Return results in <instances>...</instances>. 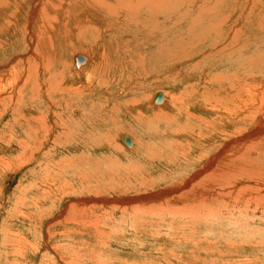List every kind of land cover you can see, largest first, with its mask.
Listing matches in <instances>:
<instances>
[{
    "label": "rangeland",
    "instance_id": "374dc122",
    "mask_svg": "<svg viewBox=\"0 0 264 264\" xmlns=\"http://www.w3.org/2000/svg\"><path fill=\"white\" fill-rule=\"evenodd\" d=\"M48 1L0 0V264H264V138H259L264 135L247 139L244 149L230 153L229 158L240 157L239 165L230 166L232 173L226 166L214 180H202L224 165L216 162L187 185L193 172L241 135L229 132L240 122L236 120L232 127L220 110L200 109L198 100L219 101L218 107L228 95L230 81L234 93L236 85L247 82L246 87L257 84L261 88L264 81V0H163V18L157 15L155 0L150 11L139 8V23L137 17L129 18L131 12L126 16L122 10L116 17L119 23L112 21L115 17L108 18L109 31H103L98 21L104 14L97 15L101 12L92 5L99 0H88L85 6L83 0H63L66 4L58 9L57 25L50 30L42 8L51 14L56 11ZM60 1L52 0L55 5ZM101 1L120 7L119 1L125 0ZM142 31L154 35L149 41L154 46H146V51L139 42ZM129 39L134 50H142L153 61L137 60L135 76L127 77L115 63L114 50L117 42L123 49L122 43H130ZM38 46L39 52H50V63L56 65L52 71L62 66L67 70L62 84L53 80L51 95L68 99L60 118L65 123L67 115L71 122L67 133L58 127L50 136L42 126L33 127V133L42 136L41 142L28 139L26 121L33 114L28 106L35 112H51L48 95L36 93L45 80L43 67L30 63ZM104 52L108 56L104 78L109 77L110 90L100 93L92 87L89 97L61 92L67 84L85 81L72 75L79 73L74 65L77 54L100 58ZM159 92L166 93L169 102L164 108L151 110L148 102L139 100V105L124 104L147 95L151 101ZM34 96L36 101H32ZM160 109L169 114L166 119L156 117L155 110ZM137 111L150 120L136 123L132 115ZM54 112L58 115L59 108ZM255 116L244 121L243 134L257 126L261 114ZM125 136L132 139V146L124 142ZM134 138L136 147L131 150ZM48 176L54 179H50L52 185H44ZM199 183L207 192H197L194 198L189 192ZM146 196L150 197L147 202L129 203L130 198Z\"/></svg>",
    "mask_w": 264,
    "mask_h": 264
},
{
    "label": "bare ground",
    "instance_id": "6f19581e",
    "mask_svg": "<svg viewBox=\"0 0 264 264\" xmlns=\"http://www.w3.org/2000/svg\"><path fill=\"white\" fill-rule=\"evenodd\" d=\"M47 1V0H46ZM59 1V0H58ZM73 1V0H72ZM157 1V0H156ZM156 1L155 0H125L124 1V3H122V2H120L119 1V5H120V7L118 6V7H114V6H112L111 4H109V3H106V2H103V1H101V0H99V1H97V2H94L92 5H94L95 7H97L98 8V10H99V12H101V13H96L97 15L98 14H104V15H101L100 16V19L98 18V21L99 22H101V24H100V26H101V28L103 29V31L104 30H107V31H109V29H110V26H112L111 25V22H108V21H106L108 18L110 19L111 17H115V19H113L112 21H115V23H119V22H116V20H118L116 17H118L120 14H122L121 13V10H122V12H123V14L125 15L126 14V16H128L127 15V12H131V14H129V18H130V16H135V20H137V19H139V20H141L140 19V17L138 18V12H139V8L141 7V9L143 8V6H145L146 8V10H148L149 9V7L150 6H153L154 5V3H156ZM44 2V1H43ZM49 3H50V6L56 11L55 13H53V14H51L50 13V10L48 9V8H42V10H43V14H45L43 17H45V23H46V25H48L49 26V28H50V30H52V29H54V27L57 25V20H58V17L60 18V15H59V13H58V9L62 6V3H63V0H61L60 2H58V4L57 5H55L54 4V2H52V0L51 1H48ZM70 2H71V0H70ZM69 2V3H70ZM74 2V1H73ZM81 2V1H80ZM88 2H91V1H88V0H83V3H84V6H85V4H87ZM103 2V3H102ZM37 3H39L38 1H37ZM46 3V2H45ZM48 3V4H49ZM72 3V2H71ZM70 3V4H71ZM75 3V2H74ZM219 3V2H218ZM35 4V3H34ZM41 4H42V1H41ZM63 4H66V2H64ZM70 4H68V5H70ZM77 4V3H76ZM38 5V4H37ZM67 5V6H68ZM91 5V6H92ZM65 6V5H64ZM72 6H73V4H72ZM36 7V6H35ZM66 7V6H65ZM88 7V6H87ZM94 7V8H95ZM38 8H39V6H38ZM63 8V7H62ZM61 8V9H62ZM82 8H85V7H82ZM82 8H80V9H82ZM33 9V13L35 12V8H32ZM65 9H67V8H65ZM64 8H63V10L66 12V10H65ZM69 9V8H68ZM79 9V8H78ZM117 9H120V10H117ZM151 9V8H150ZM145 10V11H146ZM153 10H154V7H153ZM160 10V11H159ZM164 10H165V2L163 1V0H158V3H157V15L160 17V18H163V17H165V13H164ZM176 10V9H175ZM207 10V9H206ZM67 11H69V10H67ZM74 11V10H73ZM72 11V12H73ZM77 11V10H76ZM75 11V12H76ZM87 11V10H86ZM142 11V10H141ZM144 11V13L146 14V12ZM148 11H150V10H148ZM152 11V10H151ZM155 11V10H154ZM62 12V11H61ZM37 13V12H36ZM41 13V12H40ZM69 14L71 13V12H68ZM143 13V14H144ZM156 12H154V14H155ZM4 14V13H3ZM61 14V13H60ZM78 14V13H77ZM35 15V14H34ZM67 15V14H66ZM71 15V14H70ZM70 15H68V16H70ZM97 15H95V16H97ZM142 15V14H141ZM148 15H150V14H148ZM212 15V14H211ZM36 16V15H35ZM71 16H73V15H71ZM77 16V15H76ZM87 16V15H86ZM104 16H106V17H104ZM123 16V15H122ZM125 16V17H126ZM151 16V15H150ZM225 16H226V14H225ZM1 17V16H0ZM132 17V18H133ZM148 17V16H147ZM212 17H213V15H212ZM66 18V17H65ZM64 18V19H65ZM68 18V17H67ZM71 18V17H70ZM143 18H146V16L145 17H143ZM77 19V18H76ZM123 19V18H122ZM122 19L120 20V22L122 23L123 21H122ZM125 19V18H124ZM134 19H132V21L134 20ZM151 19H153V18H151ZM155 19V18H154ZM27 20V19H26ZM127 20V19H126ZM125 20V21H126ZM135 20H134V22H135ZM139 20H137V22L139 23ZM145 20H147V19H145ZM225 20V19H224ZM30 21V20H29ZM36 21V20H35ZM34 21V22H35ZM93 21V20H92ZM130 20H128L126 23H128ZM142 21H144V19H142ZM152 21V20H151ZM161 21V20H160ZM223 21V20H222ZM88 21H86V23H87ZM91 22V21H90ZM134 22H130L129 24H131V23H134ZM136 22V23H137ZM144 22H146V21H144ZM68 23V22H67ZM78 23H80V22H78ZM89 23V22H88ZM113 23V22H112ZM125 23V22H124ZM124 23H123V25H124ZM125 23V24H126ZM146 23H148V22H146ZM219 23V22H218ZM92 24V23H91ZM94 24V23H93ZM145 24V23H144ZM158 24V23H157ZM81 25V24H80ZM116 25V24H115ZM132 25V24H131ZM130 25V26H131ZM140 25V24H139ZM147 24H145L144 25V27L146 26ZM160 25H162V24H160ZM164 25V24H163ZM219 25V24H218ZM66 27H67V25H65ZM120 26V25H119ZM125 26V25H124ZM143 26V25H142ZM148 26V25H147ZM150 26V25H149ZM220 26V25H219ZM16 27V26H15ZM80 27V26H79ZM85 27V26H84ZM95 27H97V26H95ZM129 27V26H128ZM132 27V26H131ZM143 27V28H144ZM157 27V26H156ZM3 28V27H2ZM74 28V27H73ZM76 28V27H75ZM86 28V27H85ZM89 28V27H88ZM91 28V27H90ZM148 28V27H147ZM150 28H152V27H150ZM160 28V27H159ZM158 28V29H159ZM13 29V28H12ZM112 29L113 28H111V31H112ZM132 29V28H131ZM142 29V28H141ZM237 29V28H236ZM4 30V29H3ZM11 30V29H10ZM73 30V29H72ZM80 30V29H79ZM85 30V29H84ZM88 30V29H87ZM144 30V29H143ZM145 30H147V29H145ZM156 30H157V28H156ZM2 31V30H1ZM100 31V30H99ZM99 31L97 32V33H99ZM155 31V30H154ZM159 33L161 34V36L164 34V31H165V29H164V27L162 26L159 30ZM157 31V32H158ZM10 32V31H9ZM102 32V31H101ZM147 32V31H146ZM145 31H142V34H141V39H142V41H140L139 40V42H141L140 43V45L141 44H143V46H144V48H146V46L149 48V47H153L154 45V43H150L149 41H150V39H153V32L152 33H146ZM5 33V32H4ZM140 33V32H139ZM232 33V32H231ZM93 34H94V32H93ZM100 34H102L103 35V33H100ZM111 34H114L113 33V31H112V33ZM111 34L109 35L108 34V37H110L111 36ZM96 35V34H95ZM107 35V34H106ZM5 36V35H4ZM7 36V35H6ZM31 37V36H30ZM35 37V36H34ZM33 37V38H34ZM103 37H105V36H103ZM140 37V36H139ZM243 37V36H242ZM90 38H91V36H90ZM102 38V37H101ZM207 38V37H206ZM236 38V37H235ZM88 39V38H87ZM105 39H107L106 37H105ZM104 39V40H105ZM86 40V39H85ZM103 40V39H102ZM154 40V39H153ZM240 40V39H239ZM88 41H91V39L90 40H88ZM87 40H86V42H88ZM109 41V40H108ZM117 41V40H116ZM95 42V41H94ZM129 42L130 43H128V41H127V43L124 41L123 43H122V45L124 46L123 47V49H121V47L120 46H118V42H117V46L115 47L116 48V50H114V51H116L117 52V59L115 60L116 62V65L120 68V69H122V70H124V71H126L125 73H128V75H127V77L128 76H130L129 74H132V75H134L135 73H136V67H134V65L137 63V60H141V61H145V63L146 62H149V63H151L152 61H153V58L152 57H150L149 55L147 56V53H143V51L145 50H147L148 48H146V49H143V51L141 50V51H138V50H134V44L132 45L131 43H133L132 41H130V39H129ZM162 43H163V41H161ZM241 42V41H240ZM2 43V42H1ZM96 43V42H95ZM155 43H157L156 42V40H155ZM93 44V43H92ZM97 44H98V41H97ZM240 44V43H239ZM58 45V44H57ZM88 45H89V43H88ZM132 45V46H131ZM135 45H137L138 46V41H137V43L135 44ZM153 45V46H152ZM163 45V44H162ZM2 46V45H1ZM35 46V45H34ZM142 46V47H143ZM141 47V46H140ZM139 47V48H140ZM159 47H161V46H159ZM138 48V47H137ZM244 48V47H243ZM97 49V48H96ZM151 49V48H150ZM154 49V48H153ZM165 49V48H164ZM225 49H227V48H225ZM39 50H41L40 48H39V46L37 47V50L36 51H34L33 53H32V59H31V62L30 63H37L39 66H42L43 67V72H42V74L45 76L44 77V81L43 82H39L40 84H39V88L37 89V92L36 93H39V96H40V93H43V95L45 94V96H47V100H48V102H49V109L51 110V112L53 113H51L50 112V114H47L46 112H35L36 111V109H31L29 106L27 107L28 109H27V111L29 112V113H33V114H31V116L30 117H27L26 118V121H27V126H29V129H28V127H27V130H28V132H27V136H28V139L30 138L31 140H32V138H34V139H37V141H42L43 139H42V136H39L38 134H34L33 132H36V130H34L33 131V129H35V128H33V127H38V125H40V126H42V129L43 130H45V132L44 133H47V134H49L50 132H53L54 131V129L55 128H61L62 129V131H63V133H67L68 132V130H69V119L70 118H68L69 116H65V117H67V121L64 123V121H63V119H61L60 117H61V115H62V117L64 116V113L66 112L65 110L67 109V106H68V99H63V100H57V99H54L53 97H52V95H51V93H52V90H54V87H52V84H53V80L55 79V80H57V81H59V83H61V82H63V80H65L64 78L66 77V73H67V70H66V68L64 67V66H62L63 68L62 69H59L58 68V70H55V71H52L53 70V68L56 66H52L51 65V63H50V61H51V59H52V57H51V55H50V52L48 53L47 52V54H45V53H43V51H40L39 52ZM86 50V49H85ZM88 50V49H87ZM232 50V49H231ZM84 51V50H83ZM100 51V50H99ZM104 51H105V48H104ZM152 51V50H151ZM221 51V50H220ZM101 52V51H100ZM92 53V52H91ZM94 53V52H93ZM102 53V52H101ZM149 53V52H148ZM160 53V52H159ZM158 53V54H159ZM162 53V52H161ZM4 54V53H3ZM112 54V53H111ZM154 54V53H153ZM31 55V54H30ZM81 55H83L84 57H85V62H86V64H84V65H80V64H77L76 62H74V65H75V67L77 68V70L76 71H79V73H72V75H74V76H76V74H78V75H80V77L78 78L79 80H81V79H84L85 81H82L79 85H76V83L78 82V80H77V82H74V83H72V84H67L66 86H65V88H63V89H61V92H69V91H71V92H74L75 94L74 95H76V96H78V97H84V96H86V97H89V96H91V95H93V93H94V91L91 89L92 87L94 88V89H97V90H99V92L101 93V91L103 90V89H107V90H110L113 86H112V83H109V80L110 79H108L109 77H107L106 79L104 78L105 77V71H107V69L105 70V64H106V62L108 61H106V57H108V56H106V52H104L103 53V55H101L100 56V58H97V56H95V55H93V54H86V55H84V54H81ZM115 55V56H116ZM151 55V54H150ZM211 55V54H210ZM162 56H163V53H162ZM156 57V56H155ZM112 58V57H111ZM115 58V57H114ZM160 58V57H159ZM158 58V59H159ZM239 58V57H238ZM73 59H74V56H73ZM108 59V58H107ZM4 60H5V58H4ZM27 60V59H26ZM109 60H110V57H109ZM164 60V59H163ZM246 60V59H245ZM141 61H139V62H141ZM158 61V60H157ZM162 61V60H161ZM242 61V60H241ZM244 61V60H243ZM52 62V61H51ZM138 62V63H139ZM77 65H76V64ZM108 63V62H107ZM111 63V62H110ZM109 63V64H110ZM115 63H113V64H115ZM49 64L52 66H49ZM58 64V63H57ZM147 64V63H146ZM63 65H64V62H63ZM112 65V64H111ZM137 65V64H136ZM135 65V66H136ZM141 65H142V62H141ZM114 66V65H113ZM122 66H123V68H122ZM140 66V64H138V67ZM142 66H144V65H142ZM145 66H147V65H145ZM144 66V67H145ZM116 67V66H115ZM118 67H116V68H118ZM143 67V68H144ZM142 68V67H141ZM140 68V69H141ZM110 69H111V66H110ZM112 69H114V68H112ZM111 69V70H112ZM138 69V68H137ZM155 69V68H154ZM139 70V69H138ZM243 70V69H242ZM2 71V70H1ZM31 71V69H29V72ZM40 71H42V69L40 70ZM58 71V72H57ZM115 71V70H114ZM113 71V72H114ZM117 71V70H116ZM119 71H121V70H119ZM119 71H117V72H119ZM123 71V72H124ZM25 72H27L26 70H25ZM72 72V71H71ZM139 72V71H138ZM144 72V71H143ZM158 72V71H157ZM10 73L12 74V76H14L13 74H14V71H10ZM24 73V72H23ZM41 74V75H42ZM52 75L51 76V78L50 77H48L49 75ZM113 74H115V73H113ZM112 74V75H113ZM117 74H122V72H119V73H117ZM151 74V73H150ZM107 75H108V73H107ZM111 75V74H110ZM124 75V73L121 75V76H123ZM4 76V75H3ZM85 76V77H84ZM109 76V75H108ZM115 76H116V74H115ZM125 76V75H124ZM135 76V75H134ZM147 76H149V75H147ZM68 78H70L71 77V74L69 75V76H67ZM132 77V76H131ZM131 77H130V79H131ZM118 78V77H117ZM246 78V77H245ZM30 79V78H29ZM75 79V78H74ZM115 79V78H114ZM114 79H112V80H114ZM120 79H122V78H120ZM229 79V78H228ZM234 79V78H233ZM232 79V80H233ZM15 80V79H14ZM25 80V79H24ZM39 80V79H38ZM42 80V79H41ZM242 80V79H241ZM263 80V79H262ZM18 81H20V80H18ZM22 81V80H21ZM70 81V80H69ZM115 81H116V79H115ZM120 81V80H119ZM122 81V80H121ZM239 81V80H238ZM237 81V82H238ZM67 82V81H66ZM111 82V81H110ZM229 82V81H228ZM263 82V83H262ZM9 83V82H8ZM20 83V82H19ZM242 83H243V80H242ZM48 84V85H47ZM50 84V85H49ZM62 84V83H61ZM220 84V83H219ZM246 84H247V82H246ZM246 84H239V85H236L235 87H236V91H235V93H234V91H231V86H232V82L230 81V83L228 84V85H226V90L227 91H229L228 92V95L223 99L224 101V103L222 102L220 105L221 106H219L218 105V107H219V109H218V107H217V103L219 102H217L216 104H214L213 102H212V99H208V98H205V99H200V100H198L199 102H198V104H199V106H200V109H203V110H207V111H210V112H213V111H216V109L217 110H220L221 112V117L223 118V120L225 121V123H232V127L234 126L233 125V122H236V120L238 121V122H240V126H237V127H233V129L232 130H230L229 132H230V134L232 135V134H239L240 135V133H241V135H240V137L238 136L237 137V139H235V140H232V141H229L228 143H226L225 145H224V147L222 148V150L219 152V153H216L213 157L215 158V159H208L207 160V162H206V165L205 166H203V168H201L199 171H196V172H193L194 174H193V176L191 177L190 176V178H189V183L187 184V185H189V184H192V182L193 181H197L200 177H202V174H204L205 172H207V170L210 168L211 169V166L215 163L216 164V162H220V163H224V165H222V166H220V167H218L217 169H214V170H212L211 172H209V174H207V177H205L204 179H202V180H206L207 182L208 181H212V180H214L215 179V175L217 174V173H219L220 172V170H225V167L227 166V168H230V166H232V165H239V163L237 164V162H238V158H240V157H234V158H229L230 157V153H233L237 148H240V147H243V146H245V143H247V139H250V138H252L253 137V140H254V137H257V136H259V135H261V134H263L264 135V81H261V88H258L257 87V84L256 85H254L253 86V88H252V86H251V88H250V86H248V87H246L245 85ZM249 84V83H248ZM46 85V86H45ZM222 85V84H221ZM231 85V86H230ZM235 85V84H234ZM19 86V85H18ZM259 86V85H258ZM63 86H61V88H62ZM219 88V87H218ZM221 89H222V87H220ZM246 88H248V89H246ZM17 89H19V88H17ZM26 89H28V88H25V90ZM122 89V88H121ZM217 89V88H216ZM255 90L254 92H252L251 90ZM257 89H258V91H257ZM29 90V89H28ZM233 90V89H232ZM226 91V92H227ZM259 91H261V93L259 92ZM121 92V91H120ZM119 92V93H120ZM217 92H218V90H217ZM28 93V92H27ZM160 93H163V100H162V102H158V104H157V102H154V98L153 99H150L151 101H148L149 100V98H148V95L147 96H145V97H143L141 100L140 99H137V98H135V97H133V98H131V99H129V100H127V101H125V103L124 104H126L127 106L129 105V106H131V105H139L140 103L142 104V102L144 101V102H148V107H149V109H151V107H156L157 109L158 108H160V107H162L163 106V108H164V105L165 104H168L169 102L167 101V96H166V93H164V92H160ZM208 93V92H207ZM29 94V93H28ZM206 94V93H205ZM209 94V93H208ZM211 94V93H210ZM243 94H247V98H245V97H243ZM38 95V94H37ZM144 95V94H143ZM146 95V94H145ZM44 96V97H45ZM245 96V95H244ZM41 97H43V96H41ZM93 97V96H92ZM155 97V96H154ZM177 97V96H176ZM113 98V97H112ZM111 98V99H112ZM148 98V99H147ZM174 98V97H173ZM210 98V97H209ZM215 98V97H214ZM36 99V97L34 96L33 97V99H32V101H34ZM110 99V100H111ZM220 99V98H219ZM39 100V99H38ZM140 101V103L139 102H137V101ZM172 100V99H171ZM36 101V100H35ZM112 101V100H111ZM167 101V102H166ZM170 101V100H169ZM216 101V100H215ZM11 102V101H10ZM8 103V102H7ZM36 103V102H35ZM156 103V104H155ZM176 103V102H175ZM220 103V102H219ZM12 104V103H11ZM43 104H44V102H43ZM32 105H34V104H32ZM38 105V104H37ZM117 106V105H116ZM168 106V105H167ZM170 106V105H169ZM250 106H252V107H250ZM12 107H14V106H12ZM18 107H20V105L18 106ZM59 108V117H58V115L54 112V108ZM103 107V106H102ZM106 107V106H105ZM112 107V106H111ZM135 107V106H134ZM171 107H173V106H170L169 108L171 109ZM176 107H178V106H176ZM101 108V107H100ZM125 108V107H124ZM123 108V109H124ZM145 108V107H144ZM14 109H15V107H14ZM18 109V108H17ZM25 109V108H24ZM23 109V110H24ZM111 109V108H110ZM116 109V108H115ZM154 109V108H153ZM32 110H33V112H32ZM125 110V109H124ZM126 110H127V107H126ZM140 110V109H139ZM152 110V109H151ZM16 111V110H15ZM22 111V110H21ZM48 111V110H47ZM109 111V110H108ZM116 111H118V110H116ZM179 111V110H178ZM8 112H9V110H8ZM16 112H18V110L16 111ZM28 112H26L25 114H27ZM35 112V113H34ZM74 112V111H73ZM75 112H77V110L75 111ZM115 112V111H114ZM113 112V113H114ZM175 112H177V110L175 111ZM180 112V111H179ZM258 112V115H260L261 114V116H260V119L258 120V122H257V126H255V128L253 127V129H251L252 131H250L249 133L247 132V133H242L244 130H243V128H245L244 126H246V125H243V124H245V120H246V122H247V120H251V116L253 115V120H254V118L256 117L255 115H256V113ZM126 113V112H125ZM172 113V112H171ZM170 113V114H171ZM19 114V113H18ZM80 114V113H79ZM108 114V113H107ZM110 114H112V113H110ZM116 114V113H115ZM127 114V113H126ZM155 114L157 115L156 117H158V116H164L163 118L164 119H166L168 116H169V114L168 113H165L163 110H158V111H156L155 110ZM174 114V113H173ZM17 115V114H16ZM22 115V114H21ZM20 115V116H21ZM29 115V114H28ZM53 115H55V116H57V117H55V116H53ZM103 115V114H102ZM191 115V114H190ZM18 116V115H17ZM106 116V115H105ZM114 116V115H113ZM116 116V115H115ZM133 116V119L136 121V123H138L139 124V122H144V120L146 119V120H150V118L148 119V116H146V115H144V114H142V112L141 111H137V113H135V114H133L132 115ZM171 116V115H170ZM249 116L251 117V118H249ZM174 118H175V116H173ZM181 117V116H180ZM154 118V117H153ZM220 118V117H219ZM66 119V118H65ZM169 119V118H168ZM176 120V119H175ZM206 120V119H205ZM14 121H16V120H14ZM20 121H21V119H20ZM152 121H154V120H152ZM169 121V120H168ZM173 121V120H172ZM204 121V120H203ZM255 121H257V119L255 120ZM251 122L252 123V126L253 125H255L256 124V122ZM23 122H24V120H23ZM142 122V123H143ZM149 122V121H148ZM175 122V121H174ZM244 122V123H243ZM42 123V124H41ZM71 123V122H70ZM169 123V122H168ZM176 123V122H175ZM26 124V123H25ZM44 124V125H43ZM170 124V123H169ZM241 124H242V126H241ZM6 125V124H5ZM20 125V124H19ZM23 125V124H22ZM180 125V124H179ZM209 125V124H208ZM207 125V126H208ZM18 126V125H17ZM130 126H132V125H130ZM144 126V125H143ZM147 126V125H146ZM168 126V125H167ZM171 126V125H170ZM236 126V125H235ZM12 127H14V126H12ZM19 127H21V126H19ZM150 127V126H149ZM24 128H25V126H24ZM144 128V127H143ZM251 128V127H250ZM17 129V128H16ZM20 129V128H19ZM22 129V128H21ZM24 130V129H23ZM57 130V129H56ZM55 130V131H56ZM148 130H150V128L148 129ZM12 131V130H11ZM26 131V130H25ZM60 131V130H59ZM178 130H176V132H177ZM21 132V131H20ZM171 132H173V131H171ZM180 132L183 134V132L180 130ZM185 132V131H184ZM197 132V131H196ZM43 133V132H42ZM69 133H70V131H69ZM68 133V134H69ZM180 133V134H181ZM23 134V133H22ZM33 134H34V137H33ZM177 134V133H176ZM175 134V135H176ZM179 134V133H178ZM194 134V133H193ZM197 134V133H196ZM201 134V133H200ZM198 135V136H201V135ZM169 135V134H168ZM25 136H26V134H25ZM49 136H50V134H49ZM60 136H61V133H60ZM55 137H57L56 135H55ZM70 137V136H69ZM209 137V136H208ZM13 138V137H12ZM17 138V137H16ZM60 138V137H59ZM258 138V137H257ZM259 138H264V137H260L259 136ZM27 139V138H26ZM33 139V140H34ZM54 139V138H53ZM203 139H205V138H203ZM261 139V140H262ZM9 140V139H8ZM16 140V139H15ZM32 140V141H33ZM57 140H58V138H57ZM27 141V140H26ZM35 141V140H34ZM255 141H256V139H255ZM259 142H260V140H258ZM9 142V141H8ZM7 142V143H8ZM12 142V141H11ZM18 142V141H17ZM48 142V141H47ZM60 142V141H59ZM125 142V141H124ZM264 142V141H263ZM21 143V142H20ZM29 143V142H28ZM51 143V142H50ZM126 143V142H125ZM45 144V143H44ZM57 144V143H56ZM127 144V143H126ZM172 144V143H171ZM248 144V143H247ZM7 145V144H6ZM24 145V144H23ZM31 145V144H30ZM49 145V144H48ZM128 145V144H127ZM169 145V144H168ZM250 145V144H249ZM254 145V144H253ZM42 146V145H41ZM47 146V145H46ZM259 146V145H258ZM48 147V146H47ZM136 147V141H135V138H134V146L133 147H130V149L131 150H134L133 148H135ZM22 148V147H21ZM242 149H244V147L242 148ZM51 150H53L54 151V147L51 149ZM143 150V149H142ZM27 151V150H26ZM21 152V151H20ZM19 152V153H20ZM50 152V151H49ZM139 152V151H138ZM48 153V152H47ZM241 153H243L242 152V150H241ZM245 153H247V152H245ZM225 154H229V155H225ZM232 155V154H231ZM247 155H248V153H247ZM183 156V155H182ZM246 156V155H245ZM12 157V156H11ZM19 157V156H18ZM3 158V157H2ZM16 158V157H15ZM226 158H228V159H226ZM7 159V158H6ZM5 159V160H6ZM221 159H226L224 162H221V161H223V160H221ZM221 160V161H220ZM236 160V161H235ZM248 161V160H247ZM9 162V161H8ZM5 165V164H4ZM235 166V167H236ZM250 167V166H249ZM60 168V167H59ZM231 169L232 168H230V170H228L230 173H232V171H231ZM239 169V168H238ZM241 169V168H240ZM242 169H245V168H242ZM49 170H50V168H49ZM209 171V170H208ZM240 171H242V170H240ZM245 171V170H244ZM262 172V171H261ZM242 173V172H241ZM46 174V173H45ZM220 174H221V172H220ZM238 178H239V176H237ZM261 177H263V176H261ZM245 179H246V177H244ZM50 179H52V178H50V176H48L47 178H46V180L44 181V185H47V184H50V185H52V183L50 182ZM254 179V178H253ZM52 180H54V179H52ZM201 179H200V181H202ZM240 180H242V179H240ZM264 180V179H263ZM53 185H54V182H53ZM195 185V184H194ZM196 186V185H195ZM182 187H184V186H182ZM211 187V186H210ZM200 188H202L203 189V187H201V184L199 183L198 185H197V187H196V189H194L195 191H193V192H189V194H190V196H192V197H194L195 198V194L197 193V192H207L206 190H202V189H200ZM200 189V190H199ZM208 189V188H207ZM178 190V189H177ZM176 190V191H177ZM169 192H170V190H169ZM172 192V191H171ZM157 193V192H156ZM162 193V192H161ZM172 194V193H171ZM174 194V193H173ZM63 195V194H62ZM61 195V196H62ZM159 196H160V194H158ZM163 195V194H162ZM145 197V196H144ZM130 198V202L129 203H134V202H138V201H143V200H145L146 202L148 201V199H150V197H147L146 196V198ZM153 197H155V196H153ZM156 198V197H155ZM194 198H193V200H194ZM197 198H199L198 196H197ZM156 199H163L162 197L161 198H156ZM199 201V200H198ZM160 203V202H159ZM146 205L148 204V203H145ZM149 205V204H148ZM14 247V246H13ZM33 247H35V246H33ZM14 249V248H13ZM31 250V249H30ZM15 253V252H14Z\"/></svg>",
    "mask_w": 264,
    "mask_h": 264
},
{
    "label": "water",
    "instance_id": "95a60500",
    "mask_svg": "<svg viewBox=\"0 0 264 264\" xmlns=\"http://www.w3.org/2000/svg\"><path fill=\"white\" fill-rule=\"evenodd\" d=\"M85 57L83 56V55H81V54H77L76 56H75V62L77 63V64H80V63H83V62H85ZM162 100H163V93H157L156 95H155V97H154V102H162ZM124 141L129 145V146H132V139L129 137V136H125L124 137Z\"/></svg>",
    "mask_w": 264,
    "mask_h": 264
}]
</instances>
